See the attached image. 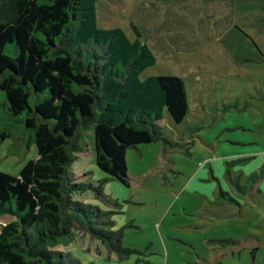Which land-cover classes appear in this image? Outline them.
<instances>
[{
  "label": "rangeland",
  "instance_id": "obj_1",
  "mask_svg": "<svg viewBox=\"0 0 264 264\" xmlns=\"http://www.w3.org/2000/svg\"><path fill=\"white\" fill-rule=\"evenodd\" d=\"M193 1L97 3L99 27H120L131 39L134 17L158 9L161 19L150 22L142 39L157 62L141 78H183L190 111L180 124L165 113L164 133L177 142L166 152L163 141L139 146L141 156L128 150L130 187L98 168L94 126L80 131L84 150L74 172L80 182L104 181V196L88 190L75 199L98 206L111 229L125 227L122 245L134 250L120 259L76 226L71 242L59 249L84 264H264V0H234L222 14L201 2L195 8ZM172 11L185 26L165 21ZM179 34L193 49L174 45L171 38ZM3 105L7 97L0 90V111ZM26 147L1 139L0 172L19 177L38 158L35 143ZM13 219L1 215L0 231Z\"/></svg>",
  "mask_w": 264,
  "mask_h": 264
},
{
  "label": "trees",
  "instance_id": "obj_2",
  "mask_svg": "<svg viewBox=\"0 0 264 264\" xmlns=\"http://www.w3.org/2000/svg\"><path fill=\"white\" fill-rule=\"evenodd\" d=\"M98 2L0 0V90L7 97L0 140L38 149L19 177L0 172V216L14 217L0 231V264H84L59 249L71 242L76 226L127 258L134 250L122 245L125 227L111 229L98 206L75 199L88 190L104 196V181L80 182L74 172L84 150L80 131L94 126L98 168L130 187L128 150L141 156L139 146L163 141L166 152L177 142L164 133L165 113L176 124L189 114L183 78H141L157 62L142 39L150 22L161 19L158 9L152 17H134L131 39L120 27H99ZM167 15L185 26L175 11ZM171 39L179 49L191 45L181 34Z\"/></svg>",
  "mask_w": 264,
  "mask_h": 264
},
{
  "label": "crops",
  "instance_id": "obj_3",
  "mask_svg": "<svg viewBox=\"0 0 264 264\" xmlns=\"http://www.w3.org/2000/svg\"><path fill=\"white\" fill-rule=\"evenodd\" d=\"M233 1L234 0H194L193 2L195 3V6H194L195 8H196V6L199 5V2H201L202 5H207L209 12H213V13L219 12L220 14H222L223 8H225V13L228 12V7H229V5L233 4ZM218 7H219V10L217 9ZM173 13H174V11H172V14ZM144 15L152 17V15L150 13L149 14L146 13ZM227 17H228V15H227ZM172 20L173 19H171V20L166 19L165 21H172ZM218 21H222V19L220 18ZM221 24L223 25L224 23H221Z\"/></svg>",
  "mask_w": 264,
  "mask_h": 264
}]
</instances>
